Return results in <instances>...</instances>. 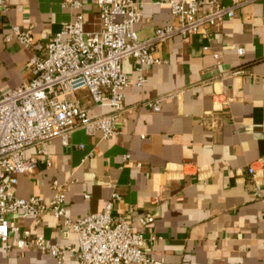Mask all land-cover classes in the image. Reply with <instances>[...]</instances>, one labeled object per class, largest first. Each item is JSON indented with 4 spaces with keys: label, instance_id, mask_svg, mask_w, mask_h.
<instances>
[{
    "label": "crops",
    "instance_id": "0c3cea01",
    "mask_svg": "<svg viewBox=\"0 0 264 264\" xmlns=\"http://www.w3.org/2000/svg\"><path fill=\"white\" fill-rule=\"evenodd\" d=\"M8 1L9 12L0 11V95L31 79L28 52L4 40L12 26L48 43L73 19L63 0ZM96 1L81 0L86 32L102 27ZM141 1L135 26L141 40L177 23L167 5ZM223 4L237 6L234 18L161 45L163 62L149 68L143 87L133 60L123 62L130 85L116 135L103 139L78 128L67 144L53 139L27 149L24 157L35 159L36 168L16 176L15 195L51 200L58 181L67 216L77 220L102 211L115 184L121 195L115 214L157 238L147 250L162 264H264V0ZM79 98L92 117L112 111L93 105L86 92ZM159 98L160 112L144 104ZM145 214L155 220L139 226ZM10 225L18 229L12 241L28 232L50 243L78 244L77 234L60 233L51 212L40 219L11 217ZM55 262L32 246L7 250L0 241V264Z\"/></svg>",
    "mask_w": 264,
    "mask_h": 264
},
{
    "label": "built area",
    "instance_id": "2783aa9c",
    "mask_svg": "<svg viewBox=\"0 0 264 264\" xmlns=\"http://www.w3.org/2000/svg\"><path fill=\"white\" fill-rule=\"evenodd\" d=\"M157 3L167 5L177 23L157 28L148 40H141L135 29L142 20L141 0H97L102 26L98 32L85 31L81 0H63L62 6L73 11V19L48 43L37 41L29 29L16 25L5 36V42L17 41L28 52L25 68L31 74L29 81L0 95V241L7 250L32 246L55 258V264H162L147 250L148 242L154 243L157 238H148L133 223L115 214V204L121 200L115 184L102 211L77 220L67 216L65 189L58 181L52 184L55 194L51 200L41 196L19 198L14 192L16 176L36 168L35 159L24 157L27 149L42 147L53 139L67 144L78 128L88 135L100 133L103 139L116 135L130 85L124 61L133 60L138 73L136 84L143 87L149 68L163 62L157 56L161 45L234 18L237 7L225 6L223 0ZM9 10V1L0 0V11L7 14ZM82 92L89 95L93 105L110 107L111 113L92 117L79 98ZM162 101L159 98L144 104L157 113ZM248 172L254 175V167L250 166ZM258 196L256 192L254 197ZM48 212L59 221L61 234H77V245L50 243L28 232L12 241V232L18 229L11 227V217L40 219ZM154 220L153 215L145 214L138 225L147 227Z\"/></svg>",
    "mask_w": 264,
    "mask_h": 264
}]
</instances>
